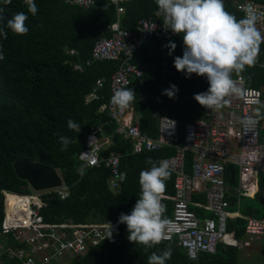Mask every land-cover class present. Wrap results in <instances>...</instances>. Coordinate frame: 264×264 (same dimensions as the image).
I'll return each instance as SVG.
<instances>
[{
	"label": "trees",
	"instance_id": "obj_1",
	"mask_svg": "<svg viewBox=\"0 0 264 264\" xmlns=\"http://www.w3.org/2000/svg\"><path fill=\"white\" fill-rule=\"evenodd\" d=\"M115 1L96 0L97 7L84 9L70 6L65 0H34L38 11L35 16L28 13L26 26L29 31L24 35H16L6 29L7 39L0 37V49L4 55V59L0 60V235L5 217L2 191L32 194L27 182L16 176L13 167L15 161L30 160L51 166L58 170L68 186L70 195L65 200L54 194L44 196L47 205L41 209V214L47 223L71 220L76 224H107L117 222L121 213H131L140 196V172L151 167L146 160L151 158L159 162L176 153L175 148L166 147L133 154L132 144L116 136V124L106 113L99 111L101 105L109 100L111 76L119 63L97 61L84 72L74 71L70 64L89 59L94 44L111 36L110 27L118 18L124 29L136 32L142 19L158 17L155 0H118L119 6L124 9L121 15H118ZM255 1L264 3V0ZM224 6L238 20L243 18L234 0H224ZM0 8H3L0 27L5 26L14 14L21 11L27 13L23 0H12L9 5H4L3 0H0ZM171 42L175 43L176 48L169 59V75L162 76L160 45L152 41L145 44L135 57L137 62L144 64L143 76L134 79L128 87L136 94L132 105L139 117L141 130L152 138L158 136L159 118L162 115L176 119L183 133L187 123L206 119L210 111L193 98L195 94L207 91V78L196 74L186 78L185 73L178 72L174 67V58L183 55L182 35ZM69 49H76L79 56L69 57ZM101 78L106 80L101 99L86 103V95ZM246 79L249 86L264 91V42L260 45L256 64L246 69ZM172 85L178 91L170 99L163 93ZM261 118L264 120V93ZM70 119L80 126V132L68 129L67 122ZM102 124L105 125V134L112 136V145L103 149L102 155L109 157L115 153L120 156L121 168L127 174L118 192L109 189L107 180L110 171L104 166L89 168L82 177L79 170V155L87 148L86 137L90 128ZM57 134L70 139L66 151H61L62 145L58 142ZM260 140L264 144V129ZM179 144H184L183 138ZM192 164L193 154L187 153L185 166L188 173H191ZM239 179V169L233 165L227 166V199L233 212L237 211L236 206L240 202L239 212L242 216L229 219L228 232L241 241L246 236V218L264 219V176L260 175L259 192L253 198L239 199L235 195ZM174 180L171 174L163 196L174 195ZM193 201L204 203L206 195L196 194ZM12 203H16V200L9 197V211ZM162 203L166 205L164 217L167 220L173 218L174 202L163 197ZM192 210L200 218L207 216L202 209L192 207ZM128 235L127 226L120 224L111 240L89 247L85 255L69 264H147L153 252L161 254L169 247L172 255L166 264H240L241 249L238 246L220 243L216 253H201L198 260L193 261L179 246L177 238L173 241L162 240L145 250L143 245L129 242ZM1 239H6L7 249L22 247L12 235L0 236ZM2 260L3 264H24L17 258L11 259L7 251L3 252Z\"/></svg>",
	"mask_w": 264,
	"mask_h": 264
},
{
	"label": "built area",
	"instance_id": "obj_2",
	"mask_svg": "<svg viewBox=\"0 0 264 264\" xmlns=\"http://www.w3.org/2000/svg\"><path fill=\"white\" fill-rule=\"evenodd\" d=\"M65 3L84 9L97 7L96 0H65ZM115 4L118 15L124 13L118 0ZM248 4L258 13H264L263 2L234 0V5L243 17L244 6ZM256 27L264 35V16L258 20ZM110 33V37L95 43L89 59L70 64L74 71L84 72L97 61L119 63L118 69L111 76L109 100L99 109L116 124L114 134L132 144L133 154L166 147L176 149L174 156L162 159L169 162L170 172L175 178L174 195L163 196L174 202L173 218L168 220L165 229L167 238L163 240L173 241L177 238L179 246L193 261L198 260L201 253H216L220 243L238 246L239 241L233 233L228 232V221L235 218V214L227 199L225 172L229 165L239 169V186L234 191L239 199L254 197L259 192L260 175L264 176V144L260 140L264 129V120L261 118L264 91L249 86L245 70L232 76L241 91L239 95L227 97L228 103L224 107L210 110L206 119L187 123L183 133L176 119L162 115L159 118L158 136L152 138L142 132L133 105L121 112L111 104V97L116 89H127L134 79L143 76L144 64L137 62L135 57L145 44L152 41L160 45L161 74L164 77L169 75L171 55L167 45L178 35L166 31L162 17L159 16L142 19L136 32L124 29L118 18L111 25ZM67 55L76 57L79 52L69 49ZM105 85L104 78L98 79L87 95L86 102L100 100ZM104 126L102 124L90 128L87 148L79 155V170L83 173L82 177L85 170L104 166L110 171L107 180L109 189L118 192L127 174L121 168L120 156L115 153L109 157L102 155L103 149L112 145V136L105 134ZM181 138L184 140L183 145L179 144ZM187 153L193 154L191 173L186 171ZM2 193L5 217L0 236L12 235L22 245L21 248L7 249L11 259L17 258L24 264H58L63 259L70 263L85 255L89 247L98 246L108 239L107 224H76L71 220L51 224L44 220L41 214V209L47 205L44 196L54 194L62 200L67 199L70 192L65 183L61 187L31 195L5 190ZM201 193L206 195V201L194 202L193 196ZM9 197L16 200V203H12L11 211L8 210ZM192 207L202 209L209 215L200 218ZM120 224L118 221L111 223L112 235ZM245 234L264 237V219L248 217Z\"/></svg>",
	"mask_w": 264,
	"mask_h": 264
},
{
	"label": "clouds",
	"instance_id": "obj_3",
	"mask_svg": "<svg viewBox=\"0 0 264 264\" xmlns=\"http://www.w3.org/2000/svg\"><path fill=\"white\" fill-rule=\"evenodd\" d=\"M155 2L158 6L156 15L162 17L164 29L183 37V55L174 58L175 69L185 73L186 78H190L192 74L207 78L209 84L207 91L195 94L194 100L206 109H221L228 103L227 97L239 95L241 91L232 79V74L243 73L246 67H253L257 62L264 35L257 29L256 24L264 13H258L251 4H248L244 6V17L238 20L225 9L224 0H155ZM11 3L12 0H3L4 5ZM23 3L27 6V13L21 11L14 14L5 26L0 27V37L7 39L6 29L16 35H24L29 31L26 26L28 13L35 16L38 8L34 0H23ZM2 12L3 8H0V13ZM2 19L0 16V20ZM167 47L171 55L176 45L170 41ZM3 59L4 55L0 49V60ZM177 91L176 86L172 85L163 94L172 99ZM135 98L136 94L132 88H120L114 91L110 102L123 112L131 106ZM67 123L69 130L80 132L81 128L76 122L70 119ZM57 135L58 142L62 145L61 151H66L71 143L70 139L64 135ZM146 163L151 167L140 172V196L131 213H121L118 220L127 226L129 242L143 245L145 250L167 238L165 229L169 221L164 217L166 205L162 203V199L166 181L171 175L170 164L166 160L157 162L149 158ZM107 228L106 238L111 240L110 222L107 223ZM171 255V247L161 254L153 252L148 257L147 264H166Z\"/></svg>",
	"mask_w": 264,
	"mask_h": 264
},
{
	"label": "water",
	"instance_id": "obj_4",
	"mask_svg": "<svg viewBox=\"0 0 264 264\" xmlns=\"http://www.w3.org/2000/svg\"><path fill=\"white\" fill-rule=\"evenodd\" d=\"M16 176L27 182L34 192H43L61 187L63 178L58 170L30 160H18L13 164Z\"/></svg>",
	"mask_w": 264,
	"mask_h": 264
},
{
	"label": "crops",
	"instance_id": "obj_5",
	"mask_svg": "<svg viewBox=\"0 0 264 264\" xmlns=\"http://www.w3.org/2000/svg\"><path fill=\"white\" fill-rule=\"evenodd\" d=\"M250 198H253V197H250ZM239 206L240 205L236 206V208L238 207V209H237V211L234 212V214H235L234 217H242L240 212H239ZM206 215L208 216V213H206ZM255 238H258L260 241V243H259L260 245H258V244L255 245V246H261L260 251H258L256 249L254 244L251 245L252 237H250V236H245V238L243 240L238 242V247L241 249V251H244L243 259L247 260L246 264H258V262H257L258 257H260L264 263V240L262 241V239H260V238L264 239V237H255ZM247 251H255V252H254V255H248Z\"/></svg>",
	"mask_w": 264,
	"mask_h": 264
},
{
	"label": "rangeland",
	"instance_id": "obj_6",
	"mask_svg": "<svg viewBox=\"0 0 264 264\" xmlns=\"http://www.w3.org/2000/svg\"><path fill=\"white\" fill-rule=\"evenodd\" d=\"M31 193L34 194V192L32 190H31ZM260 239H262V241L264 240L263 238H260ZM259 243H260V241L258 238L252 237L251 245H253V244H254V246L257 244L260 245ZM5 246H6V239H1V241H0V264H3V260H2L3 252L7 251V248H5ZM255 247L258 251L261 250V246H255ZM254 252L255 251H247V254L248 255H254ZM243 256H244V251H241L240 264H246L247 263V260L243 259ZM59 261H61V262L58 264H69V262L66 259L59 260ZM257 262H258V264H264L263 260L260 257H258Z\"/></svg>",
	"mask_w": 264,
	"mask_h": 264
}]
</instances>
